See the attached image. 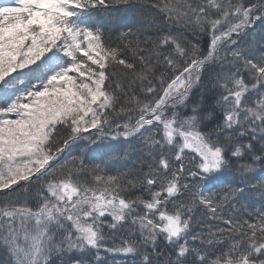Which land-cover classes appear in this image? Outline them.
<instances>
[{"label": "snow or ice", "instance_id": "obj_1", "mask_svg": "<svg viewBox=\"0 0 264 264\" xmlns=\"http://www.w3.org/2000/svg\"><path fill=\"white\" fill-rule=\"evenodd\" d=\"M0 264H264V0H0Z\"/></svg>", "mask_w": 264, "mask_h": 264}, {"label": "trees", "instance_id": "obj_2", "mask_svg": "<svg viewBox=\"0 0 264 264\" xmlns=\"http://www.w3.org/2000/svg\"><path fill=\"white\" fill-rule=\"evenodd\" d=\"M77 149L76 148H72V149H70V152H75Z\"/></svg>", "mask_w": 264, "mask_h": 264}]
</instances>
